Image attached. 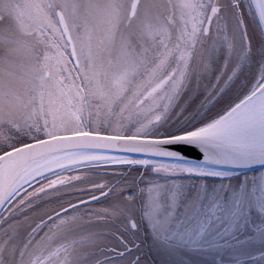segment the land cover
<instances>
[{
    "label": "snow or ice",
    "instance_id": "6c2138e0",
    "mask_svg": "<svg viewBox=\"0 0 264 264\" xmlns=\"http://www.w3.org/2000/svg\"><path fill=\"white\" fill-rule=\"evenodd\" d=\"M0 264H264V0H0Z\"/></svg>",
    "mask_w": 264,
    "mask_h": 264
}]
</instances>
